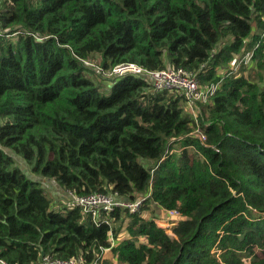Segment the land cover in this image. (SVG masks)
Returning <instances> with one entry per match:
<instances>
[{"label":"trees","instance_id":"trees-1","mask_svg":"<svg viewBox=\"0 0 264 264\" xmlns=\"http://www.w3.org/2000/svg\"><path fill=\"white\" fill-rule=\"evenodd\" d=\"M127 63L215 89L194 117ZM46 256L264 264V0H0V264Z\"/></svg>","mask_w":264,"mask_h":264},{"label":"built area","instance_id":"built-area-1","mask_svg":"<svg viewBox=\"0 0 264 264\" xmlns=\"http://www.w3.org/2000/svg\"><path fill=\"white\" fill-rule=\"evenodd\" d=\"M234 61L231 63L233 64ZM141 74L144 73L151 78L152 85L155 89H167L171 91H178L184 98L187 108H189L192 116H196L198 102L207 100L208 96L212 94L215 86L211 85L207 88L201 87L195 75L187 70L178 68H168L159 71H144L140 66L135 64H119L113 67L112 75H120L123 73ZM196 109V110H195ZM199 139L204 140L202 135L198 136ZM69 201L73 205L81 206L83 210L97 214L99 211L106 212L107 214L115 208H127L129 211H138L144 197H140L134 201L119 199L110 194H90L85 196H75L68 194ZM165 216L161 219L166 220V223L172 226V218L177 215L176 211H166ZM41 264H87L82 260L69 259L60 260L52 259L48 256L43 257Z\"/></svg>","mask_w":264,"mask_h":264},{"label":"rangeland","instance_id":"rangeland-1","mask_svg":"<svg viewBox=\"0 0 264 264\" xmlns=\"http://www.w3.org/2000/svg\"><path fill=\"white\" fill-rule=\"evenodd\" d=\"M11 39H14V36H13ZM90 62H91V61H90ZM102 84H103V86H105V84H107V82H102ZM184 105H185V103L183 104V106H184ZM187 109H189V108H187ZM195 110H196V109H195ZM194 114L196 115L197 113L194 112ZM25 167H26V164H25ZM27 169H28V166H27ZM46 183H47V182H46ZM51 183L54 184V185L56 186V184L54 183L53 180L51 181ZM51 187H54V186H51ZM57 205H58V204H57ZM162 213H163V212H162ZM155 222H156L160 227L164 228L168 233H170V227H171V225L168 224V223H166V220L161 219V217H159V218H156V219H155ZM103 257L106 258V259H111V260H112V258H113L109 250H105V251L103 252Z\"/></svg>","mask_w":264,"mask_h":264},{"label":"crops","instance_id":"crops-1","mask_svg":"<svg viewBox=\"0 0 264 264\" xmlns=\"http://www.w3.org/2000/svg\"><path fill=\"white\" fill-rule=\"evenodd\" d=\"M59 192H60V189H59ZM57 193H58V189H57ZM60 194L62 195L64 200L69 201V196H67L64 192H60Z\"/></svg>","mask_w":264,"mask_h":264}]
</instances>
